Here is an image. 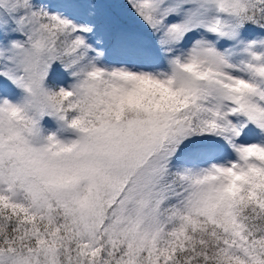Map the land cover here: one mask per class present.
<instances>
[{
  "label": "snow or ice",
  "instance_id": "1",
  "mask_svg": "<svg viewBox=\"0 0 264 264\" xmlns=\"http://www.w3.org/2000/svg\"><path fill=\"white\" fill-rule=\"evenodd\" d=\"M0 264H264V0H0Z\"/></svg>",
  "mask_w": 264,
  "mask_h": 264
}]
</instances>
